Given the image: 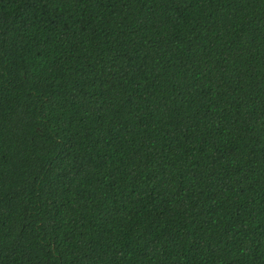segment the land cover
Wrapping results in <instances>:
<instances>
[{
  "label": "trees",
  "instance_id": "16d2710c",
  "mask_svg": "<svg viewBox=\"0 0 264 264\" xmlns=\"http://www.w3.org/2000/svg\"><path fill=\"white\" fill-rule=\"evenodd\" d=\"M0 264H264V0H0Z\"/></svg>",
  "mask_w": 264,
  "mask_h": 264
}]
</instances>
